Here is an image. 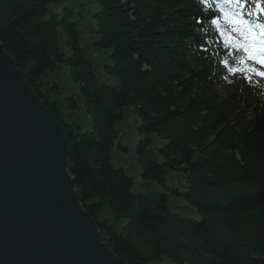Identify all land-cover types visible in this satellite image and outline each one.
Segmentation results:
<instances>
[{"label":"trees","instance_id":"16d2710c","mask_svg":"<svg viewBox=\"0 0 264 264\" xmlns=\"http://www.w3.org/2000/svg\"><path fill=\"white\" fill-rule=\"evenodd\" d=\"M57 1L0 0V44L61 126L107 248L127 264H264V78H224L216 63L230 50L214 26L209 50L187 57L205 23L196 0H95L83 42L71 10L48 11Z\"/></svg>","mask_w":264,"mask_h":264},{"label":"water","instance_id":"95a60500","mask_svg":"<svg viewBox=\"0 0 264 264\" xmlns=\"http://www.w3.org/2000/svg\"><path fill=\"white\" fill-rule=\"evenodd\" d=\"M68 150L0 44V264H127L80 205Z\"/></svg>","mask_w":264,"mask_h":264},{"label":"snow or ice","instance_id":"6c2138e0","mask_svg":"<svg viewBox=\"0 0 264 264\" xmlns=\"http://www.w3.org/2000/svg\"><path fill=\"white\" fill-rule=\"evenodd\" d=\"M256 12L264 13V0H250ZM213 13L211 24L230 51L221 63L233 75L252 82L253 76L264 78V23L256 22L247 8L249 0H201ZM231 56V60L229 59Z\"/></svg>","mask_w":264,"mask_h":264},{"label":"rangeland","instance_id":"374dc122","mask_svg":"<svg viewBox=\"0 0 264 264\" xmlns=\"http://www.w3.org/2000/svg\"><path fill=\"white\" fill-rule=\"evenodd\" d=\"M57 5H50L48 7V11H53L55 12L56 7L58 5L60 6H64L65 8H68L69 10H71V15L69 20L72 22H79V32H78V39L79 41H84V39L89 35L88 32V27L90 24L92 25V15L94 12H96L98 10V5L96 3L95 0H58ZM63 7V8H64ZM80 15V16H79ZM57 32H58V44L59 46L63 47V39L61 37V29L60 26H57ZM219 68V67H218ZM222 71V74L224 76V78L226 79H232L231 73L225 69L220 67L219 68ZM258 69L259 70H264V68H260V66L258 65ZM127 114V113H126ZM128 118L126 120V129H127V136L130 138V144L129 147H127V153L125 154L126 156L124 157V159L126 160L125 162H122L121 165H123L126 169V172L130 174V162H133V156H134V145H135V136L134 132H133V124L135 123V121L133 120V113H128ZM135 117V116H134ZM136 134V133H135ZM152 136H156L155 134H152ZM153 148L156 149V146L153 142ZM116 163V161H115ZM182 175V173H180ZM132 176H134L135 180L137 181L136 183H138V179L136 176V173L131 174ZM177 179H179V176H175ZM174 204L178 205L179 207L176 208L174 211H176L177 213L181 214L182 216H186V217H197V211L189 206L184 200L180 199V198H175L174 199Z\"/></svg>","mask_w":264,"mask_h":264},{"label":"bare ground","instance_id":"6f19581e","mask_svg":"<svg viewBox=\"0 0 264 264\" xmlns=\"http://www.w3.org/2000/svg\"><path fill=\"white\" fill-rule=\"evenodd\" d=\"M197 3L199 4V7H200V15L201 16H204V25L202 27V25H198V27H193L192 28V35L194 36V39L193 40H188L187 41V48H188V51H187V57L189 59H191L194 55L195 52H199V51H202V50H209V46H211V44H209V40L212 36V24H211V19L213 18V13L211 11L208 10L207 6L204 5L203 3H201V0H196ZM193 15L190 16V20L192 19ZM195 20L197 21L198 18L195 17ZM214 31V29H213ZM214 34H218V31H215ZM208 42V44H207ZM214 45V44H213ZM220 48L223 49V44L220 43L219 44ZM223 52H226L225 50H222ZM220 64H217L216 63V68L219 69ZM219 67V68H218ZM214 70V68H213ZM256 79L259 78L257 76H255ZM258 80V79H257ZM128 114V112H127ZM134 117V116H133ZM64 133V132H63ZM152 140H158V142L160 143V140L158 139L157 136H153L151 137ZM157 142V143H158ZM161 143H164L161 141ZM176 178H172L171 179V183L170 184H174L176 182ZM75 189V188H74ZM77 193V192H76ZM79 199V198H78ZM179 214V213H177ZM90 215V214H89ZM197 217H193L191 219L193 220H199V213L197 212ZM101 237V236H100ZM102 240V239H101ZM103 242V241H102ZM104 243V242H103ZM105 244V243H104ZM107 247V246H106ZM113 253V252H112ZM114 254V253H113ZM115 255V254H114ZM118 256V255H116ZM121 257V256H120Z\"/></svg>","mask_w":264,"mask_h":264}]
</instances>
